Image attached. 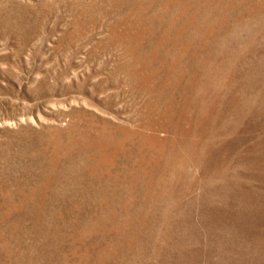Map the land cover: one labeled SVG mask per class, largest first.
Wrapping results in <instances>:
<instances>
[{"label":"rangeland","instance_id":"1","mask_svg":"<svg viewBox=\"0 0 264 264\" xmlns=\"http://www.w3.org/2000/svg\"><path fill=\"white\" fill-rule=\"evenodd\" d=\"M0 264H264V0H0Z\"/></svg>","mask_w":264,"mask_h":264}]
</instances>
